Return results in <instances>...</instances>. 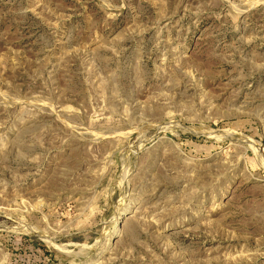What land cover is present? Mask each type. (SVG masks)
Wrapping results in <instances>:
<instances>
[{
    "label": "rangeland",
    "instance_id": "rangeland-1",
    "mask_svg": "<svg viewBox=\"0 0 264 264\" xmlns=\"http://www.w3.org/2000/svg\"><path fill=\"white\" fill-rule=\"evenodd\" d=\"M0 264H264V0H0Z\"/></svg>",
    "mask_w": 264,
    "mask_h": 264
},
{
    "label": "bare ground",
    "instance_id": "bare-ground-1",
    "mask_svg": "<svg viewBox=\"0 0 264 264\" xmlns=\"http://www.w3.org/2000/svg\"><path fill=\"white\" fill-rule=\"evenodd\" d=\"M208 134V133H207ZM117 219V218H116Z\"/></svg>",
    "mask_w": 264,
    "mask_h": 264
}]
</instances>
